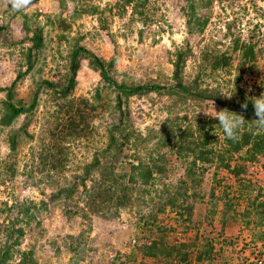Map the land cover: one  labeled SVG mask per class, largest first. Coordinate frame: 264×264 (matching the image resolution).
<instances>
[{
  "label": "rangeland",
  "instance_id": "rangeland-1",
  "mask_svg": "<svg viewBox=\"0 0 264 264\" xmlns=\"http://www.w3.org/2000/svg\"><path fill=\"white\" fill-rule=\"evenodd\" d=\"M123 1L33 0L25 11L12 13L10 6L0 0V24L7 27L0 36V87L10 85L20 71L27 69V48L32 46L31 38L39 29L44 44L35 50L37 60L33 69L19 81L16 99L29 100V93L41 79L56 82L58 88L65 84L71 75V51L77 42L105 61L115 56L110 75L119 82L166 86L176 83L173 60L178 47L188 44L195 54L184 63L185 81L197 75L200 52L214 47L232 56L230 71L205 76L202 86H219L220 93L233 94L231 99L220 94L227 104L239 100L237 88L251 96L264 93V0H213L211 7L198 10L199 15L208 17V23L204 30L194 32L189 31L183 10L187 0H150L151 6L156 1L158 21L148 20L146 25L133 14L131 5L122 6ZM92 6L96 7L95 13L88 11ZM238 39L256 45L255 60H244L240 50H233ZM116 95L114 87L101 77L89 59H82L66 99H54V92L42 89L32 114L20 116L10 127L0 126V208L4 202L11 205L18 200L32 201L35 206L36 219L26 226V234L16 248L21 253L32 249L38 264H110L112 261L184 264L178 257L168 260L147 257L136 246L137 242L149 243L157 238L155 231H142V222L149 221L167 228L164 235L167 245H190L186 264H256L257 250L261 251L258 255L264 254V156L261 155L257 161H244L241 159L244 150L235 154L231 166L245 164L240 175L224 167L216 155L212 163L198 161L196 168H205L201 184L181 189L189 194L181 201L194 206L193 221H186V214L179 215L170 207L165 212L155 209L159 200L155 195H163V200L167 190L173 188L175 192L181 180L188 179V184L191 181L186 178L184 160L177 158L174 147L167 155V171L151 188L154 201L150 202V195L134 199L132 206L114 216L93 212L88 204L90 197L79 182L84 165L106 146V126L119 121V111L111 114ZM0 98H5V91L0 92ZM82 98L98 106L91 116L97 132L90 139H61L66 158L63 164L55 161L53 168L45 158L48 151L54 150L51 131L63 116L62 112L58 113L59 104ZM214 104L218 111L222 109L217 101L209 99L182 101L175 95L158 92L130 96L122 101L123 128L144 136L162 132L168 125L173 132L186 127L197 129L202 120H210L198 111L214 110ZM1 110L0 102V115ZM216 129L219 131L218 125ZM15 131H19V141L12 150L9 134ZM222 134L221 131L219 139L223 138ZM217 145L223 147L221 143ZM126 149L121 154L113 150L102 156V163L115 164L121 171L129 170V164L137 163V159L130 155L133 151ZM126 152L129 155L125 158ZM99 175V171H93L86 181L88 188ZM74 181L79 185L67 201L64 196L51 199L59 187L70 186ZM194 192L196 198L191 197ZM183 208L186 207H181V211ZM76 209L78 214H73ZM15 215V211H7L0 215V222H9ZM4 239L0 234L1 245ZM194 242L196 246L191 245ZM208 244L213 246L212 254L209 259L199 260L198 249L205 250ZM19 258L16 252L14 259Z\"/></svg>",
  "mask_w": 264,
  "mask_h": 264
},
{
  "label": "trees",
  "instance_id": "trees-1",
  "mask_svg": "<svg viewBox=\"0 0 264 264\" xmlns=\"http://www.w3.org/2000/svg\"><path fill=\"white\" fill-rule=\"evenodd\" d=\"M75 1V0H74ZM156 1L153 2V6ZM150 0H124L122 6H132L133 14L141 20L144 25L148 20H156L157 6H151ZM213 0H187V5L184 6L185 15L188 17V27L190 32L204 30L208 23V17L199 15V9H205L211 7ZM153 8V9H151ZM91 13H95L96 7L92 6ZM153 15V16H152ZM154 17V18H152ZM68 27V26H67ZM4 24H0V36L6 30ZM29 30V27L27 26ZM142 35V32H141ZM32 46L27 48V69L20 71L13 82L8 86L0 87V92L5 91V98H0L2 104V110L0 115V126L10 127L12 124L22 115L29 116L34 112V109L39 104V97L42 89H49L54 92V99H66L74 86L76 74L82 59H89L90 63L94 65L101 74V77L109 82L117 92L115 106L112 109L111 114L119 113V121L113 122L106 126L107 142L105 148L99 152H95L91 162L84 165V174L81 176L82 180L79 184L84 186L85 194L89 195V205L94 213L101 214L103 216H114L119 213L121 209H128L132 206L134 199L142 198L145 195H150V202L155 200V196L159 198L158 203L155 205V209L158 212H165L168 207L171 211L174 209L179 215H187L184 219L186 221H193L192 209L193 205L186 206L184 200L189 197L186 190L182 191V188H188L201 184L205 168H196L198 161L206 163H212L214 157H218L224 167L229 168L234 174L240 175L245 171V164L242 166H231L230 161L235 154L244 150L241 159L244 161H257L258 156H264V133L257 134L249 130L248 125H251V120L254 118V110L249 101L248 109L244 112L245 118L249 119L246 122V126L241 130L240 139L236 142L227 140L225 138L218 139L213 134L212 126L215 120L203 121L202 125L197 129L186 127L184 130L173 132L171 126L168 125L162 132L156 131L154 133H148V136L140 135L135 131H129L123 128L124 118L122 111V101L124 98H128L134 95H143L150 92H158L159 94L175 95L177 98L188 100H214L223 108H228L232 111L241 112V104L252 94L246 93L244 89H238V101H233L232 104H227L220 95L219 86H202V82L205 81V76H215L220 71H230L229 67L232 63V56L228 51L219 50L214 47H207L200 52L201 59L199 62V70L197 75L188 81H185L182 76V70L184 63L187 59L194 56L193 50L188 44L178 47L175 52L174 64V79L175 84L161 85L157 83H126L115 80L111 75L116 58L113 56L111 60L105 61L98 57L95 53L88 50L85 46H81L78 42L74 45L71 51L70 59V76L65 84L58 88V84L49 79H41L40 82L33 88V91L29 93V100L16 99V88L20 80L33 69L37 60L38 50L44 44L42 31L35 30L32 38ZM255 44L252 41H242L240 39L235 41L233 46L234 51L240 50L244 60H255ZM220 75V74H219ZM264 85V82H262ZM256 96V95H253ZM258 96V95H257ZM66 102L59 104V112H62L63 116L58 118L57 124H55L54 130L51 131L52 136L55 139L51 151L47 152V159L53 168H56L55 161L58 163H64L66 156L60 143L61 139L71 137L72 140L80 138L93 137L97 132L96 127L92 124L93 112L98 109L92 101L87 98L78 100H65ZM125 116V115H124ZM171 120V119H168ZM218 123V122H217ZM27 125V124H26ZM26 125L23 129H26ZM121 132V133H120ZM120 133V134H119ZM121 135V136H119ZM223 135V134H222ZM121 141H119V138ZM157 142H153L157 140ZM19 131L11 132L9 134V146L12 150H15L18 146ZM132 142L131 147L129 144ZM221 143L223 147H219L217 144ZM155 144V146H154ZM125 147L128 151H133L130 155L137 159V163L129 164V170H119L117 165H104L102 163V156L111 153L116 150L119 154L124 153ZM175 148L177 158L184 160V172L186 178H190L189 184L187 180H181L182 183L176 186L175 189L167 190V196L162 200L163 195L153 196L151 188L157 184V181L161 179L164 173L167 171L166 163L169 161L167 155L171 152L172 148ZM166 149V152L163 150ZM56 150V152H55ZM223 151L219 153L220 151ZM174 153V152H173ZM128 157L129 153L126 152ZM171 154V153H170ZM120 160H118L119 162ZM99 171L100 175L98 179L93 180V184L88 188L87 179L91 176L93 171ZM77 181H74L72 185L67 187H59L55 193L51 195V199H58L64 196L67 201L77 189L79 185ZM185 184V185H184ZM170 191V192H169ZM264 194V193H263ZM197 192L192 193L191 197L196 198ZM200 197H203L202 195ZM181 199H184L181 201ZM201 200V198L199 199ZM147 203V202H145ZM4 207L0 208V215L7 211H15L16 215L7 222L3 220L0 222V234L3 236L4 242L0 246V264H38L34 257V251L32 249L22 252L17 246L21 243V238L26 234V226L30 225L33 220L36 219L34 213L35 206L32 201L24 202L18 200L11 205L8 202H4ZM181 207L184 211H181ZM67 211V210H66ZM67 213H71L70 211ZM73 214H78V209L74 210ZM142 231L146 230L153 233H157V238L151 239L150 242L138 243V246L143 254L153 259H165L168 260L179 258L184 264H186L189 257L190 245L186 243L167 245L164 235L167 232V228H164L156 222L150 223L149 221L142 222ZM153 227H155L153 229ZM141 240V238H139ZM197 243H192V246H196ZM213 246L208 244L205 250L198 249V259H209L212 254ZM19 252L20 258L15 260V253ZM172 257V258H171ZM110 264H125L124 261L115 262ZM167 264V263H166ZM168 264H177V262L170 261Z\"/></svg>",
  "mask_w": 264,
  "mask_h": 264
},
{
  "label": "clouds",
  "instance_id": "clouds-1",
  "mask_svg": "<svg viewBox=\"0 0 264 264\" xmlns=\"http://www.w3.org/2000/svg\"><path fill=\"white\" fill-rule=\"evenodd\" d=\"M6 5L10 6V11L12 13L25 11L33 3V0H4ZM251 91V89H249ZM223 97L231 99L232 95L225 93H220ZM249 101H251L254 118L251 120V125H248L249 130L257 134L264 133V93L258 96H249L241 104V112L232 111L228 108L216 109L214 104V110H200L198 113H203L204 116L211 120L218 121V123L212 126L213 134L220 138V132L223 133V138L236 142L240 139L241 130L245 128L246 122L249 119L245 118L244 112L248 109ZM197 113V114H198ZM219 126V131H217L216 126Z\"/></svg>",
  "mask_w": 264,
  "mask_h": 264
},
{
  "label": "built area",
  "instance_id": "built-area-1",
  "mask_svg": "<svg viewBox=\"0 0 264 264\" xmlns=\"http://www.w3.org/2000/svg\"><path fill=\"white\" fill-rule=\"evenodd\" d=\"M261 252L260 250H257V254H256V264H264V254H259L258 253Z\"/></svg>",
  "mask_w": 264,
  "mask_h": 264
}]
</instances>
